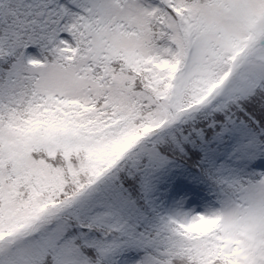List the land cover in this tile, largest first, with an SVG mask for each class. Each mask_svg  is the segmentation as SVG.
<instances>
[{
  "label": "snow or ice",
  "instance_id": "6c2138e0",
  "mask_svg": "<svg viewBox=\"0 0 264 264\" xmlns=\"http://www.w3.org/2000/svg\"><path fill=\"white\" fill-rule=\"evenodd\" d=\"M0 264H264V0H0Z\"/></svg>",
  "mask_w": 264,
  "mask_h": 264
}]
</instances>
